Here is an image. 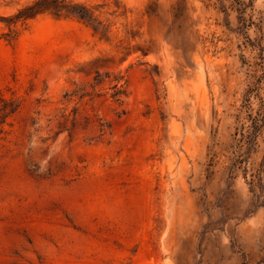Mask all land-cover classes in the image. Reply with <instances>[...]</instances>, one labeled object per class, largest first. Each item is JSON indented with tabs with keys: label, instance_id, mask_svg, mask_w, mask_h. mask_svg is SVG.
<instances>
[{
	"label": "rangeland",
	"instance_id": "374dc122",
	"mask_svg": "<svg viewBox=\"0 0 264 264\" xmlns=\"http://www.w3.org/2000/svg\"><path fill=\"white\" fill-rule=\"evenodd\" d=\"M75 1L0 22V264H264V0Z\"/></svg>",
	"mask_w": 264,
	"mask_h": 264
},
{
	"label": "trees",
	"instance_id": "16d2710c",
	"mask_svg": "<svg viewBox=\"0 0 264 264\" xmlns=\"http://www.w3.org/2000/svg\"><path fill=\"white\" fill-rule=\"evenodd\" d=\"M106 5L90 6L78 3L75 0H31L22 5L11 16H0L7 31L2 34V38L8 44L14 43L27 23L39 15L47 14L55 19L75 18L88 25L94 34L100 39L109 41L111 38L112 22L108 17L111 14L98 10ZM103 16V18H102ZM20 107V101L11 97L5 99L0 94V127L3 129L5 121L12 117Z\"/></svg>",
	"mask_w": 264,
	"mask_h": 264
}]
</instances>
